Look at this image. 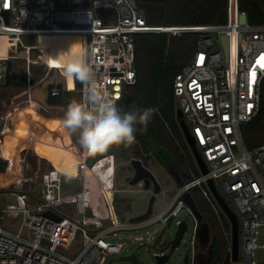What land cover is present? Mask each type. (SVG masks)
<instances>
[{"label": "built area", "instance_id": "2783aa9c", "mask_svg": "<svg viewBox=\"0 0 264 264\" xmlns=\"http://www.w3.org/2000/svg\"><path fill=\"white\" fill-rule=\"evenodd\" d=\"M242 12L239 0H228L226 23L155 25L149 23L141 0H0V39L12 35H78L80 56L86 59L102 91L116 105L124 87L137 81L138 34H200L192 59L175 76L174 94L207 167L203 172L197 164L200 174L180 184L164 169L170 178L167 180L170 192L159 212L153 210L144 216L156 190L150 178L134 182L135 161L151 170L150 164L156 160L144 161L132 156L125 165L130 171L121 182L130 188L146 181L151 187L143 188L150 192L146 210L126 216L130 212L127 205L121 210L115 202L118 198L114 197V191L120 189L116 181L98 177L100 169L86 170L90 159L86 157L80 164L82 185L78 190L63 194L61 178L55 176L43 182L39 194H32L38 200L34 204L29 201L33 191L14 192L18 205L8 208L7 212L22 214L23 229L10 228L0 221V264H108L109 258L121 253L124 247V243L114 239L122 230L157 223L163 228L171 218V222L176 219L180 224L186 220L177 219L184 208L194 214V208L184 198L186 192L191 193L195 206L192 191L195 187H201L204 195L211 194L216 200L208 184L210 179L239 220V258H233L231 229L223 264L227 256L229 264H258L257 250L264 248L261 240L264 143L248 148L242 125L253 120L260 110L264 23H252L248 18L243 23L240 21ZM221 34L229 36L228 58L221 44ZM8 73L9 62L0 56V87H6ZM87 87L82 82L77 86L73 77V84L67 89L75 90L77 102H81ZM53 90V94H59L62 89ZM114 145L110 147L116 148ZM106 163L119 168L115 160ZM92 182H97V190L101 191L95 196L91 192ZM69 204L77 207L72 214L62 209ZM199 218L196 217L193 227L194 249L189 264H197Z\"/></svg>", "mask_w": 264, "mask_h": 264}, {"label": "rangeland", "instance_id": "374dc122", "mask_svg": "<svg viewBox=\"0 0 264 264\" xmlns=\"http://www.w3.org/2000/svg\"><path fill=\"white\" fill-rule=\"evenodd\" d=\"M257 1L264 3V0ZM76 37L54 36L47 42L38 37L18 38L13 39L14 46L5 44V42L7 43L5 38L0 39V43H3L0 44V56L12 63L13 71L23 74L19 84L15 82L13 72V85L0 87V111L5 113L13 102L12 115L0 122V125L3 127L7 123L16 127L13 134L4 130L0 141L3 143L0 146L7 145L15 150V153L11 152L13 155L15 154L14 160H9V164L0 155V209H3L0 221L16 230L23 229L21 227L22 214L15 215L7 212L8 208L18 205L14 192L33 191L29 195V201L36 203L38 200L32 194H39L43 182L55 176L62 178L63 194L78 190L76 186L81 184L80 164L85 162L86 157L90 158L89 163L85 166L86 170L100 169L98 177L103 176L108 180L116 177L117 188L120 187V190L114 191V197L123 198L126 202L124 203L122 199L115 200V202L120 205L119 209L125 204L128 209H130L129 203L131 206L130 212L126 216L139 214L148 207L150 192L143 188H150V182L144 181L129 188L126 183L123 184L121 181H123V176L130 171L125 165L131 157H127L125 154L132 151L134 155H140L146 160L155 159V156L150 153L143 154L140 149H137L135 143L132 145L115 144L121 149L120 151L107 150L103 153H89L80 144L79 132H73L64 125L65 110L72 101L78 99V93L75 90L67 89L73 84V76H69L65 70L67 63L73 57L81 55L80 42ZM25 39L28 41L24 44L26 55L24 58L23 55L17 57L19 53L16 51V46L25 42ZM217 43L219 45V42ZM70 49L71 51H69ZM14 58H16L15 61ZM58 86L62 90L59 94H53V89ZM68 155L71 159L70 165L65 167ZM110 160H115L121 170L107 166V163L105 165V162ZM11 163L13 164L11 165ZM150 168L163 181V185L167 183V180H170L165 167L158 164L157 161L156 163L151 162ZM167 185L169 186L168 183ZM98 186L97 182H92L93 196L101 193L100 189L97 190ZM74 207L69 204L68 208L63 207L62 209L72 214ZM162 207L163 197L159 195L155 200V212H159ZM194 215L197 217L195 212L192 214V211L187 208H184L178 215L177 219L187 220L189 230L186 231L181 243L172 250L168 261L164 264H183L186 254L190 257L193 255L194 246L191 239L196 223ZM178 226L176 219L169 224L157 247H154L153 244L162 230L159 223L122 230L114 239L124 243V247L121 253L109 258L108 264H159L156 254L161 252L160 248L165 242L175 236ZM261 233V240L264 241V225L261 228ZM167 250L170 251L171 248L169 247ZM133 252L138 256L139 262L120 259L121 256ZM256 260L258 264H264V248L257 250Z\"/></svg>", "mask_w": 264, "mask_h": 264}, {"label": "trees", "instance_id": "16d2710c", "mask_svg": "<svg viewBox=\"0 0 264 264\" xmlns=\"http://www.w3.org/2000/svg\"><path fill=\"white\" fill-rule=\"evenodd\" d=\"M141 2L147 9L149 23L155 25L227 22L228 0ZM239 8L247 14L249 22L264 23V3L257 0H239ZM53 37L41 36L39 39L47 42ZM200 37V34L191 32L138 34L135 54L137 81L124 87L122 98L117 103V107L125 112L148 107L158 110L146 129L137 124L135 141L143 154L150 153L155 156L179 184L199 175L200 171L177 118L179 104L174 94V79L192 59ZM5 40V44L14 46L12 37ZM26 43L27 39L16 46L19 53L17 57L23 55L24 58L26 55ZM13 72L15 82L19 84L23 74L13 71L9 61L6 87L13 85ZM242 132L248 148L264 143V80L260 110L253 120L242 125ZM192 191L196 200L195 213L208 221L212 231L211 248L206 252L207 264H223L230 239V222L211 194L204 195L201 187H195Z\"/></svg>", "mask_w": 264, "mask_h": 264}, {"label": "clouds", "instance_id": "9594fccd", "mask_svg": "<svg viewBox=\"0 0 264 264\" xmlns=\"http://www.w3.org/2000/svg\"><path fill=\"white\" fill-rule=\"evenodd\" d=\"M71 51V49L69 50ZM66 73L88 85L81 102L72 101L65 110L64 125L79 132L80 144L89 153L106 152L111 145L132 144L137 124L147 125L158 111L156 108H134L122 111L102 91L94 70L83 56H76L66 65Z\"/></svg>", "mask_w": 264, "mask_h": 264}, {"label": "water", "instance_id": "95a60500", "mask_svg": "<svg viewBox=\"0 0 264 264\" xmlns=\"http://www.w3.org/2000/svg\"><path fill=\"white\" fill-rule=\"evenodd\" d=\"M247 18H248L247 14L245 12H242L240 14V21L241 22L245 23L247 21ZM220 40H221V44L223 46L226 58H228V56H229V36H228V34H221ZM76 84H77V86H80L81 82L78 79H76ZM2 112L3 111H0V113H2ZM177 118H178L179 124L181 126V129L184 133L185 139H186V141H187V143H188V145L192 151V154H193L197 164L199 165V167L201 168V170L203 172H206L207 171L206 162L204 161V159L202 157V153H201L200 149L198 148V146L196 145L195 140L190 133V129L187 125V122L185 120V117L183 115V111L181 108H178V110H177ZM108 150L118 151V149H116L114 147H109ZM125 155L127 157H130L128 154H125ZM135 165L137 168V175L134 179V182L145 177V178H150L155 184L156 194L154 196H152L149 209L146 212V214L144 215V216H146V215L150 214L153 210H155V200H156L157 196L161 195L163 197V201H164V199L168 196L170 189H169V186L167 185V183L165 185H163V181L152 171V169L149 170L147 168H144L141 165V163L137 160L135 161ZM208 184H209L214 196L216 197V200H217L219 206L225 212V214L227 215V217L229 218V220L231 222L233 258L235 260H237L239 258V220H238L237 213L233 210V208L228 204V202L218 192V190L215 187L212 179H210L208 181ZM184 198L186 199V201L188 202V204L192 208L195 207L194 199H193L190 192H186L184 194ZM46 213H50V212H46ZM199 220H200V223H199L200 226L198 229V240L202 245L206 246L211 239L210 224L201 218H199ZM171 221H172V218H171L170 222L168 223V225L172 223ZM168 225L164 226L162 228L161 232L156 237L155 242L153 244L154 247H157V245L161 243L163 235L168 228ZM187 229H188L187 220H182V222L178 226V229L176 231L175 236L172 239L165 242L164 245L160 248L161 252L156 254V258H157L159 264H164L165 262L168 261L172 250L181 243ZM169 247L171 248L170 251L167 250ZM197 257H198L197 264H205L204 263V257L202 254L198 253ZM120 259L121 260H130L133 262H139L138 256L136 255L135 252H133L129 255L121 256ZM228 260H229V256L226 257L224 264H229ZM183 264H189V255L188 254L185 255Z\"/></svg>", "mask_w": 264, "mask_h": 264}, {"label": "crops", "instance_id": "0c3cea01", "mask_svg": "<svg viewBox=\"0 0 264 264\" xmlns=\"http://www.w3.org/2000/svg\"><path fill=\"white\" fill-rule=\"evenodd\" d=\"M12 102V101H11ZM13 103V102H12ZM12 103L10 104V106H9V108L7 109V111L5 112V113H0V122H2V121H5V119H8V118H10V116L12 115ZM11 107V108H10ZM7 124V123H6ZM4 124V126L3 127H1V125H0V134H1V136H0V141H1V138L3 137V135H2V133H4L5 131L4 130H6V132H11V134H13L15 131H16V127H15V125H12V124ZM8 126V128H6ZM6 128V129H5ZM1 144H3V143H1L0 142V145ZM123 145H125V144H123ZM132 145V144H131ZM3 146H5V145H3ZM138 142L136 141V147H137V149H139L138 148ZM15 150L12 148V147H10V146H5V147H2V146H0V155H1V157L6 161V163H10V161L9 160H14L13 159V156L15 155H13L11 152H13V153H15L14 152ZM128 155L130 156V157H132V156H134V157H137V158H141V159H143L144 161H148V160H146V159H144L142 156H137V155H134L133 153H132V151H130V152H128ZM17 157H18V155H16ZM155 160H156V158H155ZM13 163H11V165H12ZM113 167V166H112ZM121 169L119 168V171H120ZM11 173V172H10ZM117 173V172H116ZM12 174V173H11ZM128 174V173H127ZM62 179V178H61ZM112 181H117L116 180V177H115V179H112V180H108V182H112ZM81 185H82V180H81V184L80 185H78V186H76L77 187V189H79L80 187H81ZM69 187H72V186H70L69 185ZM66 189V188H65ZM71 189H73V188H71ZM120 190V189H119ZM118 189H116V191H119ZM122 191V190H121ZM123 191H125V190H123ZM118 199H120V198H118ZM117 199V200H118ZM128 208V207H127ZM129 208L131 209V206H130V203H129ZM130 209H128V210H130Z\"/></svg>", "mask_w": 264, "mask_h": 264}, {"label": "bare ground", "instance_id": "6f19581e", "mask_svg": "<svg viewBox=\"0 0 264 264\" xmlns=\"http://www.w3.org/2000/svg\"><path fill=\"white\" fill-rule=\"evenodd\" d=\"M41 36H46V37H52V36H64V37H68V36H77L76 38H78L79 39V36L78 35H76V34H71V35H41ZM41 36H38V38H40ZM10 37H12L13 39H18V38H20V39H24L25 37H27V36H14V35H12V36H10ZM79 42H80V40H79ZM58 88H61L60 86H58ZM62 89V88H61ZM48 122V121H47ZM54 126V125H53ZM118 150H121L119 147H117L116 145H114ZM70 155H68V156H66V161H65V167H68L69 166V164H70V157H69ZM75 208L77 209V207H76V205H75Z\"/></svg>", "mask_w": 264, "mask_h": 264}, {"label": "flooded vegetation", "instance_id": "af4514ba", "mask_svg": "<svg viewBox=\"0 0 264 264\" xmlns=\"http://www.w3.org/2000/svg\"><path fill=\"white\" fill-rule=\"evenodd\" d=\"M155 158V157H154ZM156 161L160 162L158 159H156ZM70 165V164H69ZM223 211V210H222ZM224 212V211H223ZM225 213V212H224ZM227 216V215H226ZM208 222V221H207ZM211 228V227H210ZM211 241V240H210ZM210 241L209 243L205 246V245H202L200 242L198 244V247H197V254L200 253L203 255L204 257V263L207 264V258H206V252L211 248V245H210ZM197 260H198V257H197Z\"/></svg>", "mask_w": 264, "mask_h": 264}, {"label": "snow or ice", "instance_id": "6c2138e0", "mask_svg": "<svg viewBox=\"0 0 264 264\" xmlns=\"http://www.w3.org/2000/svg\"><path fill=\"white\" fill-rule=\"evenodd\" d=\"M261 64L262 66H264V58H262Z\"/></svg>", "mask_w": 264, "mask_h": 264}]
</instances>
